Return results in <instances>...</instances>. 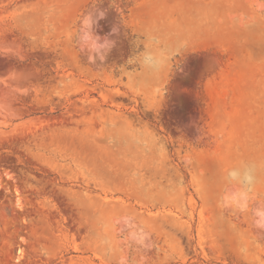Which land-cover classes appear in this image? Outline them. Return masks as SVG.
<instances>
[{
  "label": "rangeland",
  "instance_id": "rangeland-1",
  "mask_svg": "<svg viewBox=\"0 0 264 264\" xmlns=\"http://www.w3.org/2000/svg\"><path fill=\"white\" fill-rule=\"evenodd\" d=\"M0 264H264V0H0Z\"/></svg>",
  "mask_w": 264,
  "mask_h": 264
},
{
  "label": "clouds",
  "instance_id": "clouds-1",
  "mask_svg": "<svg viewBox=\"0 0 264 264\" xmlns=\"http://www.w3.org/2000/svg\"><path fill=\"white\" fill-rule=\"evenodd\" d=\"M146 64H148L149 67H153V68H158L160 67V63L155 61V60H151V59H146ZM230 175L235 176V173H230Z\"/></svg>",
  "mask_w": 264,
  "mask_h": 264
}]
</instances>
